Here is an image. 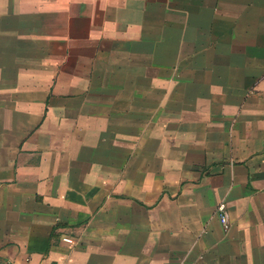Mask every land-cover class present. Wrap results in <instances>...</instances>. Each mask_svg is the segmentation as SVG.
Here are the masks:
<instances>
[{
    "label": "crops",
    "instance_id": "0c3cea01",
    "mask_svg": "<svg viewBox=\"0 0 264 264\" xmlns=\"http://www.w3.org/2000/svg\"><path fill=\"white\" fill-rule=\"evenodd\" d=\"M0 264H264V0H0Z\"/></svg>",
    "mask_w": 264,
    "mask_h": 264
},
{
    "label": "built area",
    "instance_id": "2783aa9c",
    "mask_svg": "<svg viewBox=\"0 0 264 264\" xmlns=\"http://www.w3.org/2000/svg\"><path fill=\"white\" fill-rule=\"evenodd\" d=\"M218 211L221 214V216H220V222L223 225V227L226 228L228 221H227V216H226V213H225V209H224V205L223 204H220L218 206ZM61 241L63 243H65V244H68V245H72L74 243V240L71 237H68V236H62L61 237Z\"/></svg>",
    "mask_w": 264,
    "mask_h": 264
}]
</instances>
